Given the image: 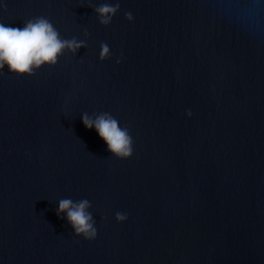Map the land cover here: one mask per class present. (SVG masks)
I'll return each instance as SVG.
<instances>
[{
    "label": "water",
    "instance_id": "95a60500",
    "mask_svg": "<svg viewBox=\"0 0 264 264\" xmlns=\"http://www.w3.org/2000/svg\"><path fill=\"white\" fill-rule=\"evenodd\" d=\"M116 2L0 0L6 26L46 16L86 41L0 75V264H264V0H119L100 24ZM85 112L127 127L132 155ZM63 198L90 201L95 239Z\"/></svg>",
    "mask_w": 264,
    "mask_h": 264
},
{
    "label": "clouds",
    "instance_id": "9594fccd",
    "mask_svg": "<svg viewBox=\"0 0 264 264\" xmlns=\"http://www.w3.org/2000/svg\"><path fill=\"white\" fill-rule=\"evenodd\" d=\"M0 9L6 10V3L0 4ZM120 10L119 0L115 4L103 3L94 8L98 14L99 23L109 25L113 17ZM127 20L134 19L131 12H126ZM85 37L89 35L87 31ZM86 47V41L73 37L62 38L60 32L46 16H36L24 21L23 27L6 26L0 22V75L7 65L9 72L19 76L35 75L36 70L44 65L54 66L66 52L76 55L77 51ZM110 48L101 43L99 58L107 59L111 56ZM121 58H117L119 64ZM191 115V112L188 113ZM82 122L88 129L94 128L100 138L107 144V149L113 156L127 159L133 153V138L127 127H121L119 121L108 112L91 116L87 112L82 114ZM91 203L88 199L73 201L71 198L59 200L57 215L66 214V219L72 226L74 234L87 240L97 236L96 221L89 211ZM115 219L123 222L126 213L116 212Z\"/></svg>",
    "mask_w": 264,
    "mask_h": 264
}]
</instances>
